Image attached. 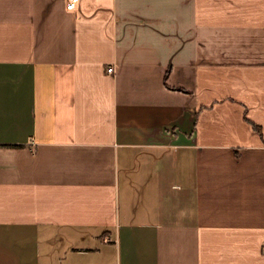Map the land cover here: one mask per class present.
Returning <instances> with one entry per match:
<instances>
[{"label": "crops", "instance_id": "obj_1", "mask_svg": "<svg viewBox=\"0 0 264 264\" xmlns=\"http://www.w3.org/2000/svg\"><path fill=\"white\" fill-rule=\"evenodd\" d=\"M66 2L0 0V264H264V0Z\"/></svg>", "mask_w": 264, "mask_h": 264}, {"label": "built area", "instance_id": "obj_2", "mask_svg": "<svg viewBox=\"0 0 264 264\" xmlns=\"http://www.w3.org/2000/svg\"><path fill=\"white\" fill-rule=\"evenodd\" d=\"M79 2V0H67L66 2V9L69 10H74L76 8V4ZM107 72H112L113 71V67H107L106 68ZM263 248H264V244H263Z\"/></svg>", "mask_w": 264, "mask_h": 264}, {"label": "trees", "instance_id": "obj_3", "mask_svg": "<svg viewBox=\"0 0 264 264\" xmlns=\"http://www.w3.org/2000/svg\"><path fill=\"white\" fill-rule=\"evenodd\" d=\"M252 126L255 127V128H257L256 125H255L254 123H252Z\"/></svg>", "mask_w": 264, "mask_h": 264}]
</instances>
